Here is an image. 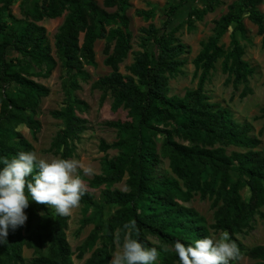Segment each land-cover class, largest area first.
Masks as SVG:
<instances>
[{
    "label": "trees",
    "instance_id": "obj_1",
    "mask_svg": "<svg viewBox=\"0 0 264 264\" xmlns=\"http://www.w3.org/2000/svg\"><path fill=\"white\" fill-rule=\"evenodd\" d=\"M240 2L239 10L238 3L229 6L215 21L214 33L201 43L192 61L197 87L178 96L170 95L169 83L187 64L189 48L170 25L186 0L168 8L162 27L150 24L142 28V50L135 53L128 74L120 71V65L133 49L128 16L131 0H104L102 5L97 0H41L25 11L23 18L12 12L15 0H0V157L11 159L22 151L35 152L34 145L18 130L21 125L33 133L40 128L36 116L50 89L34 78H49L60 62L73 74L71 88L80 90L79 80L91 79L86 67L97 65L96 42L108 41L104 63L112 72L95 81L92 88L102 92L101 103L110 95L112 110H126L127 119L105 123L116 130L117 138L111 143L101 141L100 149L117 154L105 157L102 172L89 180L92 189L104 187L99 197L87 190L80 201L83 218L79 230L94 226L78 248L80 260L92 252L84 264H109L117 230L133 219L137 222L133 238L160 251L155 264H179L174 242L192 244L211 236L210 230L227 231L237 244L240 257L230 264H241L242 256L264 264V245L247 248L237 237L253 230L256 217L264 219L262 141L253 135L251 124L238 122L229 107L213 102L206 91L211 72L222 60L227 82L235 89L244 85L240 98L253 93L248 84L255 69L244 58L241 38H248L246 13L264 41V13L260 10L264 0ZM220 5L221 0H207L203 8L189 11L187 23L193 27ZM155 14V10L137 12L147 21ZM64 15L55 36L57 60L47 29L40 22ZM231 27L226 49L220 41ZM87 108L67 90L64 107L52 111L51 115L63 122L50 148L60 158L74 156L76 142L89 128V121L80 115ZM164 159L169 161L173 176L158 172ZM124 180L127 190L113 189ZM197 195L213 201V224L208 225L196 209L186 206ZM30 203L25 209V225L10 229L8 241L0 244V264H75L76 253L67 239L70 217L56 215L47 205ZM109 206L115 211L106 217ZM150 237L160 244H153ZM25 249L33 250L31 259L24 257Z\"/></svg>",
    "mask_w": 264,
    "mask_h": 264
},
{
    "label": "rangeland",
    "instance_id": "obj_2",
    "mask_svg": "<svg viewBox=\"0 0 264 264\" xmlns=\"http://www.w3.org/2000/svg\"><path fill=\"white\" fill-rule=\"evenodd\" d=\"M97 1L102 5L104 0ZM206 1L207 0H186V5L178 11L174 17L173 23L170 25L171 29L176 28V35L180 37L189 48V52L185 56L187 64L181 69L180 73L170 79V95L183 96L187 90L197 87L198 78L194 76L195 67L192 61L200 52L201 43L214 33L216 26L215 21L219 20L221 16L228 12L230 5L238 3L237 10H239L241 4L240 0H221V5L214 13H209L203 20L196 21L193 27L189 26L187 23L189 11L193 8H203ZM36 2H41V0H15L12 6V12L18 18H23L25 11L33 8ZM178 3L179 0H131V8L128 11V16L131 20L130 30L133 34V49L129 53L127 59L120 65V71L122 73L128 74L127 67L133 63L135 53L142 50L140 46L142 28L150 24L162 27L166 19L168 8ZM141 10H155V17L147 21L143 17L137 15V12ZM260 10L264 13V4L260 6ZM244 16V22L248 29V38H241V43L246 50L244 58L249 61L251 66L255 69V73L248 84L253 90V93L244 99L240 98V93L244 85H240L238 89H235L232 83L227 82L228 75L224 74L222 71V60L217 63L216 69L211 72L210 79L206 83V91L213 102H219L229 107L234 118L238 122L252 125L253 135L259 137L262 141L259 149L264 152V41L263 37L258 34L257 26L247 18L246 13ZM64 19L65 15L61 18L44 19L40 22V24L47 29L48 38L53 48V56L57 60L58 57L54 47L55 36L62 26ZM232 29L233 27L224 34L220 41L226 49L230 46ZM107 43V40H99L96 42L94 50L97 65L96 67H86L91 75V79L88 82L79 80L81 86L80 90H73L71 88L70 84L73 80V74L63 69L60 62H58L57 68L49 78H34V80L50 89V94L42 99L38 115L36 116V119L40 123V128L36 133H33L23 125L18 127V130L34 145L35 152L40 158L49 161L53 158H60V155L56 154L55 150H51L50 148L57 132L63 127V122L59 119H55L51 113L54 110H59L64 107L67 90L71 93L73 99L75 98L85 102L88 108L80 115L89 121V128L81 135L80 140L76 142V151L71 159L81 160L85 165L91 166L94 169V174L91 176H83V173H81V175L85 180L87 190L91 191L96 198L99 197L101 189L104 187L101 189H92L89 187V180L92 179L94 175L102 172L103 160L105 157L112 158L117 154L114 150L103 152L100 149L101 141L111 143L117 138L116 130L107 127L105 123L108 121L127 119L126 110L120 109L117 112L112 110V98L110 95L101 103L102 92L92 88L95 81L112 72L111 68L104 63L106 59L104 50ZM111 46H113V42H111ZM33 72L38 71L36 68H33ZM233 149L234 148H230L229 151ZM158 172L161 175L173 176L167 159H164L163 163L158 167ZM125 181L126 180L116 184L113 189L127 190ZM243 196L247 198L248 191H243ZM212 203V200H202L200 196L197 195L191 202L187 203L186 206L196 209L206 218L208 225H211L214 223V209ZM114 211L115 207L109 206L107 208L106 217L110 216ZM262 211L264 212V208ZM82 218L83 205L80 204L79 207L72 210L67 229V239L72 250L76 253L73 257L75 264H84L85 260L92 254V252L87 253L83 260L77 258L78 248L83 244L94 228L93 225H89L79 230ZM252 226V231L237 236L247 248L264 245V219L256 217L254 222H252ZM210 232L211 236H218L221 231L215 232L214 230H210ZM150 241L156 245L160 244L159 241L153 237H150ZM97 246H99V244H97ZM33 256V250H24V257L26 259H31ZM239 262L241 264H254V261L246 256H242Z\"/></svg>",
    "mask_w": 264,
    "mask_h": 264
},
{
    "label": "clouds",
    "instance_id": "obj_3",
    "mask_svg": "<svg viewBox=\"0 0 264 264\" xmlns=\"http://www.w3.org/2000/svg\"><path fill=\"white\" fill-rule=\"evenodd\" d=\"M0 244L8 241L9 230H17L28 220L25 209L30 201L47 205L61 217H70L87 192L83 176L94 169L81 160L40 158L36 152H19L9 159L0 157ZM30 197V199H29ZM137 222H126L116 233V250L109 264H155L160 256L156 247H146L133 238ZM122 234V236H121ZM173 250L179 264H230L240 257L237 244L227 231L218 236H204L192 244L174 242ZM163 251L167 252L165 247Z\"/></svg>",
    "mask_w": 264,
    "mask_h": 264
}]
</instances>
